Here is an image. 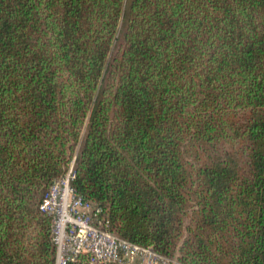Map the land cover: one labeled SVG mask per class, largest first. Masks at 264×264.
<instances>
[{
  "label": "trees",
  "instance_id": "obj_1",
  "mask_svg": "<svg viewBox=\"0 0 264 264\" xmlns=\"http://www.w3.org/2000/svg\"><path fill=\"white\" fill-rule=\"evenodd\" d=\"M73 158L118 238L264 264V0H0V264H55Z\"/></svg>",
  "mask_w": 264,
  "mask_h": 264
},
{
  "label": "built area",
  "instance_id": "obj_2",
  "mask_svg": "<svg viewBox=\"0 0 264 264\" xmlns=\"http://www.w3.org/2000/svg\"><path fill=\"white\" fill-rule=\"evenodd\" d=\"M74 158L46 192L40 210L51 218V241L55 264H67L84 256L86 264H153L169 261L149 248L115 236L100 209L77 196L72 188ZM144 257L133 263L135 256Z\"/></svg>",
  "mask_w": 264,
  "mask_h": 264
},
{
  "label": "rangeland",
  "instance_id": "obj_3",
  "mask_svg": "<svg viewBox=\"0 0 264 264\" xmlns=\"http://www.w3.org/2000/svg\"><path fill=\"white\" fill-rule=\"evenodd\" d=\"M162 258H164V257H162ZM165 259H167V258H165ZM141 260H144V257L143 256H141V255H137V256H135L134 257V259L133 260H131L133 263H137V262H142ZM168 261H169V264H171L172 262H173V260L172 259H167ZM153 264H165V263H161L160 261H158L157 263H153Z\"/></svg>",
  "mask_w": 264,
  "mask_h": 264
}]
</instances>
